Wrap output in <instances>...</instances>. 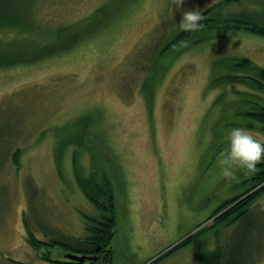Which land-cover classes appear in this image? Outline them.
I'll list each match as a JSON object with an SVG mask.
<instances>
[{
    "label": "rangeland",
    "instance_id": "rangeland-1",
    "mask_svg": "<svg viewBox=\"0 0 264 264\" xmlns=\"http://www.w3.org/2000/svg\"><path fill=\"white\" fill-rule=\"evenodd\" d=\"M215 1L185 0L183 7L204 10ZM105 5L102 17L92 19ZM257 7L264 10V0H237L231 9ZM181 16L171 0H0V40L24 29L43 32L44 25L51 30L87 26L88 19L90 27L104 28L51 57L0 67V264H59L42 259L26 241L25 224L40 239L70 242L85 234L87 216L99 214L73 172V151L86 138L98 173L102 167L113 185V264H148L213 222L215 216L206 217L232 194L217 159L210 161L215 134L223 141L240 127L264 138L257 122L237 125L240 119L232 115L237 105L229 102L240 89L264 104V92L213 84L220 75L212 71L213 63L240 55L264 69V38L235 30L158 58ZM161 67L149 110L143 83ZM83 117L91 118L89 134L83 133ZM74 132L78 145L69 140L64 148L61 175L56 144ZM19 148L17 166L13 156ZM79 151L82 170L89 174L92 154ZM261 202L264 197L246 220L211 228L153 264H202L199 255L217 244L224 249L223 264H264ZM63 255L55 250L53 256Z\"/></svg>",
    "mask_w": 264,
    "mask_h": 264
},
{
    "label": "trees",
    "instance_id": "trees-1",
    "mask_svg": "<svg viewBox=\"0 0 264 264\" xmlns=\"http://www.w3.org/2000/svg\"><path fill=\"white\" fill-rule=\"evenodd\" d=\"M124 1V0H122ZM129 2L130 0H126ZM258 4L261 0H256ZM237 0H217L211 5L206 7L203 11L207 19L202 23L204 27L198 32H185L180 29L168 38L158 52V58H169L173 52L184 51L195 47L197 44L207 42L216 37L225 36V33H230L235 30H241L252 33L254 35L264 38V10L257 7L253 12L240 11L231 9ZM118 4L119 2H115ZM106 5L100 7V11L92 13V19L102 15L99 12L106 10ZM102 10V11H101ZM121 15V14H119ZM104 21V18H103ZM88 25H78L76 23L69 25H58L54 30L48 26L47 28H39V31L26 30V32L19 31L8 38L0 40V67L14 66L17 64L33 63L46 57H51L59 52L71 49L79 43L86 40L89 36L96 34L99 30L90 27L92 20L88 19ZM109 23V22H108ZM105 24V23H104ZM27 27V26H26ZM91 30V31H88ZM32 31V32H31ZM181 42H186L184 46ZM155 68H157L155 66ZM155 69L154 73H149L143 83L145 90L146 102L149 110H152L154 102L155 84L161 79V69ZM218 70H221L220 72ZM212 71L219 74L218 77H213V84L224 85L227 83L236 85H246L258 91L264 92V69L245 56L229 55L214 61ZM235 97L229 102L231 107L236 104L237 110L234 112L233 117L240 119L237 124L231 121L233 125L243 126L242 120L250 122H257L260 124L261 129L264 130V104L257 100L248 99L246 93L238 89ZM223 96L220 94V97ZM244 99V100H243ZM219 100V99H218ZM243 106V107H242ZM240 107H242L240 109ZM226 116V115H225ZM84 134L90 132L86 129L89 128L91 122L90 117H83ZM75 124V122H73ZM227 129V126H225ZM56 135H59L57 128H55ZM71 135L70 139L69 136ZM67 138L61 139L56 144V165L62 175V162L63 152L66 145H69V140L78 145L77 132L70 134ZM217 138L214 140L212 149V157L210 161H215L219 153L227 146L228 141L226 137L223 141L219 138L218 133L215 134ZM220 135V134H219ZM221 140V141H220ZM91 141L86 138L85 144L80 149L75 148L73 151V172L76 181L87 198L95 204L98 209L97 216H87L85 225V234L83 236H74L73 241L66 242L58 240L53 237L47 239H40L33 233L32 229L25 224L26 241L38 251L39 256L50 262H57L59 264H92L101 262L102 264H113V248L111 246L112 239L115 235L116 209H115V195L113 194V185L108 175L100 167H98L96 158L91 152ZM88 150L91 152V167L90 173L86 174L82 170L80 164L81 153L79 150ZM21 148L14 154V161L17 166H20ZM82 174H81V172ZM237 180L224 182V186L232 194L225 197L220 204H218L213 212L208 215L205 220L214 217L210 225H204L188 234L185 238L181 239L176 245L165 251L160 256H157L148 264H153L166 255L178 250L179 248L192 243L195 239L201 237L209 229L219 227L220 225H229L237 222L238 220H246L251 213L255 204H258L264 197V163L257 165L255 174L245 176L243 171L237 170ZM231 183V186L227 185ZM202 222L196 224L195 228L199 227ZM99 247V250L97 248ZM55 250H62L64 255L62 258H57L54 255ZM69 253L97 255V259L84 262H72L67 257ZM66 256L69 260L64 259ZM224 249L222 245H218L211 250H207L199 255L202 264H223Z\"/></svg>",
    "mask_w": 264,
    "mask_h": 264
},
{
    "label": "clouds",
    "instance_id": "clouds-1",
    "mask_svg": "<svg viewBox=\"0 0 264 264\" xmlns=\"http://www.w3.org/2000/svg\"><path fill=\"white\" fill-rule=\"evenodd\" d=\"M185 0H171L175 11L182 12L179 29L185 32H198L203 29L202 23L207 19L200 8L185 9ZM186 46V42H181ZM226 140L227 146L219 153L217 164L222 177L229 182L237 180V170L245 176L255 174L257 165L264 163V138L258 139L257 134L245 128L235 127L230 130ZM264 211V202H261Z\"/></svg>",
    "mask_w": 264,
    "mask_h": 264
},
{
    "label": "water",
    "instance_id": "water-1",
    "mask_svg": "<svg viewBox=\"0 0 264 264\" xmlns=\"http://www.w3.org/2000/svg\"><path fill=\"white\" fill-rule=\"evenodd\" d=\"M179 241H177L176 243H174L173 245L169 246L166 250L170 249L171 247H173L174 245H176ZM97 250H99V247L97 248ZM166 250H164L163 252H165ZM162 253H160L159 255H161ZM158 255V256H159ZM67 257L79 262H84L85 260H95L97 259V255H87V254H76V253H69L67 254Z\"/></svg>",
    "mask_w": 264,
    "mask_h": 264
},
{
    "label": "flooded vegetation",
    "instance_id": "flooded-vegetation-1",
    "mask_svg": "<svg viewBox=\"0 0 264 264\" xmlns=\"http://www.w3.org/2000/svg\"><path fill=\"white\" fill-rule=\"evenodd\" d=\"M69 261H70V259H69ZM72 262H76V261H74V260H71ZM84 263H87V260L84 262Z\"/></svg>",
    "mask_w": 264,
    "mask_h": 264
}]
</instances>
